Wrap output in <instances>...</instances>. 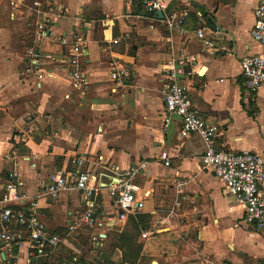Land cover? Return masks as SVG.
<instances>
[{
    "label": "crops",
    "instance_id": "crops-1",
    "mask_svg": "<svg viewBox=\"0 0 264 264\" xmlns=\"http://www.w3.org/2000/svg\"><path fill=\"white\" fill-rule=\"evenodd\" d=\"M37 1L55 40L72 31L84 38L82 87L74 86L73 68L65 64L68 48L54 40L40 43L51 58L30 65L25 51L34 39L30 7ZM257 2L169 0L165 13L188 11L180 35L164 25L162 13L152 16L134 0H0V190L16 171L19 190L33 198L50 173L70 169L73 158L84 156L88 170L98 157L119 170L140 165L136 182L144 194L143 210L119 219L102 189L93 229L99 239H91V229H79L54 251L34 257L26 246L0 241V264H264V230L244 223L241 206L205 168L201 137L179 136L177 117L162 125L160 92L166 59L182 51L199 54L195 74L184 83L195 110L220 128L216 145L264 155V85L249 91L240 75L241 58L259 49L249 36ZM215 25L225 39L212 53L195 29ZM116 65L127 72L120 82L110 78ZM38 207L47 230L64 237L79 194L39 198ZM169 209L176 216L165 219ZM157 218L166 223L142 237Z\"/></svg>",
    "mask_w": 264,
    "mask_h": 264
},
{
    "label": "built area",
    "instance_id": "built-area-1",
    "mask_svg": "<svg viewBox=\"0 0 264 264\" xmlns=\"http://www.w3.org/2000/svg\"><path fill=\"white\" fill-rule=\"evenodd\" d=\"M134 1L141 10L152 16L156 17L157 13L161 12L162 22L170 31L185 34L184 21L188 15L187 10H182L178 14L165 13L169 0ZM30 17L34 39L32 45L25 51L30 65H36L42 57L51 58L50 54H43L40 51V43L44 39L54 40L68 48L65 64L73 68L74 86L82 87L86 82L78 71V56L84 41L82 35L72 31L68 37L63 35L55 40L52 24L38 1L30 7ZM253 17L249 36L259 49L240 60V75L244 87L249 91H255L264 85V0H258L253 9ZM195 35L212 53L219 50L225 39V34L218 25L213 28L200 26L195 29ZM198 57L197 53L182 51L162 63L163 81L160 87L164 106L162 125L170 124L172 118L177 117L180 123L179 136L196 133L201 137L205 145L201 161L205 168L220 180L227 194L241 206L244 223L256 230H264V155L251 151L223 150L216 145L220 128L207 123L195 110L187 85L184 83L186 78L195 74L194 67ZM126 75L127 72L122 66L116 65L110 71V78L116 82H120ZM160 159L164 165H169L165 154L162 153ZM71 163L70 169L62 168L50 173L47 183L33 198L19 190L21 181L16 171L7 174L5 184L0 190V241L8 247L26 246L28 256L34 257L54 251L62 240L75 237L79 229H91V239H99V233L93 229L96 224L97 196L102 189H105L111 198L119 219L143 210L144 194L136 182V176L142 171L140 165L119 170L105 166L101 162V157H98L92 169L88 170L82 168L86 163L84 156L73 158ZM68 191H76L79 194L80 207L67 222L64 237H61L57 233L49 232L39 218L38 199L55 198L61 192ZM165 216V219L172 218L176 213L169 209ZM165 219L157 218L149 229L142 231L141 236L146 237L156 232L166 223Z\"/></svg>",
    "mask_w": 264,
    "mask_h": 264
},
{
    "label": "trees",
    "instance_id": "trees-1",
    "mask_svg": "<svg viewBox=\"0 0 264 264\" xmlns=\"http://www.w3.org/2000/svg\"><path fill=\"white\" fill-rule=\"evenodd\" d=\"M201 12H202V16H203L204 20L207 21L208 26L212 27L213 26V22H212V19L209 17V15H206L207 12H204L203 10ZM184 26H185V23H184Z\"/></svg>",
    "mask_w": 264,
    "mask_h": 264
},
{
    "label": "rangeland",
    "instance_id": "rangeland-1",
    "mask_svg": "<svg viewBox=\"0 0 264 264\" xmlns=\"http://www.w3.org/2000/svg\"><path fill=\"white\" fill-rule=\"evenodd\" d=\"M83 240H84V243H86L85 246L89 245V236L84 237Z\"/></svg>",
    "mask_w": 264,
    "mask_h": 264
},
{
    "label": "water",
    "instance_id": "water-1",
    "mask_svg": "<svg viewBox=\"0 0 264 264\" xmlns=\"http://www.w3.org/2000/svg\"><path fill=\"white\" fill-rule=\"evenodd\" d=\"M158 14L161 15V12H159ZM150 264H156V262L152 261Z\"/></svg>",
    "mask_w": 264,
    "mask_h": 264
}]
</instances>
